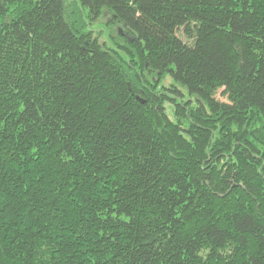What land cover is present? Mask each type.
Returning <instances> with one entry per match:
<instances>
[{"label":"trees","instance_id":"16d2710c","mask_svg":"<svg viewBox=\"0 0 264 264\" xmlns=\"http://www.w3.org/2000/svg\"><path fill=\"white\" fill-rule=\"evenodd\" d=\"M0 264H264V0H0Z\"/></svg>","mask_w":264,"mask_h":264},{"label":"rangeland","instance_id":"374dc122","mask_svg":"<svg viewBox=\"0 0 264 264\" xmlns=\"http://www.w3.org/2000/svg\"><path fill=\"white\" fill-rule=\"evenodd\" d=\"M71 6V8L70 9H74L75 8V5H70ZM110 16V15H109ZM105 20V19H104ZM103 20V24L102 23H100V24H96V25H94V28H98V29H100L99 28V26H103V27H101V28H104V36H100L99 35V33L98 32H95V35L97 36H99V38H100V41L101 42H105V40H106V36H109V38L111 39V36L114 34L115 36L118 34V30L121 28L119 25H115V26H113V27H109V26H107V24L105 23V21ZM87 22V21H86ZM153 77H155V75H152V77H151V80H153ZM153 82H155L154 80H153ZM171 83H172V80H171V78L170 77H166L165 79H163L162 80V82H161V84H164V85H166V86H170L171 85ZM162 86V85H161ZM160 86V87H161ZM182 90H183V92H184V99L185 100H189V99H191V100H193V102L196 104V101H195V97L194 96H191L190 94H189V91H188V89L187 88H185V87H183V86H181V85H178ZM160 87H159V89L158 90H160ZM218 98H220V99H222V100H226V97L225 96H223L222 95V93H221V91L218 93ZM167 110H168V112H169V114H170V116L171 117H173V114H172V107L170 106V104L168 103L167 104Z\"/></svg>","mask_w":264,"mask_h":264},{"label":"water","instance_id":"95a60500","mask_svg":"<svg viewBox=\"0 0 264 264\" xmlns=\"http://www.w3.org/2000/svg\"><path fill=\"white\" fill-rule=\"evenodd\" d=\"M122 35L126 36L130 41H136V42H139V41H140L139 38H138L137 36L132 35V34H130V33L127 32V31H123V32H122Z\"/></svg>","mask_w":264,"mask_h":264}]
</instances>
